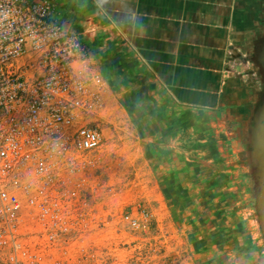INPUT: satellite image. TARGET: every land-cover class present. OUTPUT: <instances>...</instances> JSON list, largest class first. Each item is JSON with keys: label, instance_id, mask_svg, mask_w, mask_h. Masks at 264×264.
<instances>
[{"label": "crops", "instance_id": "obj_1", "mask_svg": "<svg viewBox=\"0 0 264 264\" xmlns=\"http://www.w3.org/2000/svg\"><path fill=\"white\" fill-rule=\"evenodd\" d=\"M51 1L53 19L94 44L105 106L112 92L132 109L138 165L153 167L168 208L197 220L205 188L229 190L238 169L264 167V0ZM218 196V234L238 236Z\"/></svg>", "mask_w": 264, "mask_h": 264}, {"label": "built area", "instance_id": "obj_2", "mask_svg": "<svg viewBox=\"0 0 264 264\" xmlns=\"http://www.w3.org/2000/svg\"><path fill=\"white\" fill-rule=\"evenodd\" d=\"M53 12L51 0H0V264H70L108 220L133 233L147 222L106 206L107 87Z\"/></svg>", "mask_w": 264, "mask_h": 264}, {"label": "rangeland", "instance_id": "obj_3", "mask_svg": "<svg viewBox=\"0 0 264 264\" xmlns=\"http://www.w3.org/2000/svg\"><path fill=\"white\" fill-rule=\"evenodd\" d=\"M259 94L261 101L264 91ZM104 109L99 124L103 144L97 156L105 166L99 177L109 190L106 206L119 207L125 213L144 210L147 222L133 233L116 230L115 223L108 220L103 230L91 236V251L69 253L70 264H246L252 255L264 257V167H243L244 172L236 169L235 176L226 178L229 190L221 192V183L205 188L207 200L199 205L202 215L196 220L188 207L181 211L168 208L153 183V167H139L140 144L134 138L131 114L115 93H107ZM218 195L229 196L230 203L220 206L226 207L225 215L231 211L236 216L237 221L230 223L238 225V236L218 234V224L210 216V207H219L218 202L213 204ZM246 229L251 235H245Z\"/></svg>", "mask_w": 264, "mask_h": 264}, {"label": "trees", "instance_id": "obj_4", "mask_svg": "<svg viewBox=\"0 0 264 264\" xmlns=\"http://www.w3.org/2000/svg\"><path fill=\"white\" fill-rule=\"evenodd\" d=\"M95 41H96V40H94V42H95ZM92 42H93V41H92ZM95 43H96V42H95ZM87 47L91 50L92 55L96 57L97 51H96V49L94 48V47H95L94 44L89 45V43H88V44H87ZM129 105H130V104H129ZM128 112L131 114L132 109H128Z\"/></svg>", "mask_w": 264, "mask_h": 264}]
</instances>
